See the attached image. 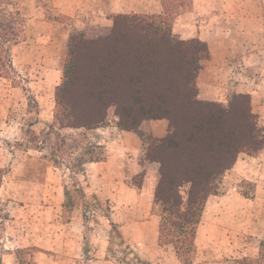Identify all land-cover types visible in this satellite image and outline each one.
Returning <instances> with one entry per match:
<instances>
[{
  "label": "rangeland",
  "instance_id": "obj_1",
  "mask_svg": "<svg viewBox=\"0 0 264 264\" xmlns=\"http://www.w3.org/2000/svg\"><path fill=\"white\" fill-rule=\"evenodd\" d=\"M2 8L8 12L18 11L25 20V28L18 43L12 45L11 68H0V250L3 239L15 236L18 244L7 250L14 264H152L140 260L133 246L124 241L112 220L110 202L90 196L86 180L80 177L84 163L90 159H105L101 134L97 130L116 127L118 118L114 108L107 110L105 122L98 129L63 127L55 118L54 92L62 81V63L69 38L83 33L86 40L103 39L110 29L107 31L105 24L99 26L92 12L89 15L79 12L73 17L59 14L49 0H1ZM206 62L205 59L200 61L195 73L197 99L228 107L232 94L237 92L231 93L228 87L221 91L217 84L215 91H210L214 83L208 81L206 72L200 74L204 70L201 65ZM245 75L256 83L250 85L253 89L251 111L258 135L264 139V58L258 67L248 66ZM241 78L238 77L239 81ZM207 81L210 82L208 87ZM201 90L220 92L216 100H203L199 98ZM139 127L134 132L144 155L151 142L159 139L145 131L152 128L163 133L162 137L168 133L165 119L144 120ZM261 153L263 151L256 156ZM239 158L250 156L241 153L235 162ZM145 160L147 163L140 161L143 173L126 182L139 186L148 175L153 183L156 179L155 189L159 164L146 157ZM232 168L221 176L211 196L231 190L248 204L255 202L257 196L264 202V196L257 195L258 184L253 176L251 179L226 178ZM93 185L99 184H91L92 189ZM187 190L186 186L180 190L184 202ZM157 207L152 206V213L159 216ZM17 249H23L18 256ZM207 251L211 250L205 246L197 248L194 244L180 263L206 264ZM208 261L235 264L237 260Z\"/></svg>",
  "mask_w": 264,
  "mask_h": 264
},
{
  "label": "trees",
  "instance_id": "obj_2",
  "mask_svg": "<svg viewBox=\"0 0 264 264\" xmlns=\"http://www.w3.org/2000/svg\"><path fill=\"white\" fill-rule=\"evenodd\" d=\"M189 1L161 0L160 15L114 14L103 39L86 40L83 33L69 38L54 92L55 118L67 128H101L111 107L121 131H135L144 120H167L168 133L151 142L145 157L159 164L152 201L160 212L158 241L172 245L180 262L193 249L204 205L221 176L239 154L255 157L264 151L249 94H232L228 107L197 99L195 73L208 59L207 47L171 31ZM24 27L18 11L0 9L1 69L11 68L9 47L18 43ZM235 264H264V241L257 257Z\"/></svg>",
  "mask_w": 264,
  "mask_h": 264
},
{
  "label": "crops",
  "instance_id": "obj_3",
  "mask_svg": "<svg viewBox=\"0 0 264 264\" xmlns=\"http://www.w3.org/2000/svg\"><path fill=\"white\" fill-rule=\"evenodd\" d=\"M49 2L55 11L67 16L73 17L79 12L85 15L95 13L96 22L99 26L107 25V31L114 14L160 15L163 12L161 0ZM189 2V9L174 18L171 31L180 40L196 39L206 45L209 56L206 64L201 65L204 70L200 74L206 72L208 81L214 83L210 91H215L214 85L217 84L221 91L228 87L231 93L235 91L253 95L250 85L255 82L248 79L245 72L250 65L258 67L264 58V0ZM238 77H242L240 81ZM208 81L207 87L210 85ZM219 92L201 90L199 98L216 100ZM139 130H142L141 127ZM97 132L101 134L105 159L84 163L80 173L82 180L87 182L85 186L90 196L110 202L113 222L118 225L124 241L133 246L140 260H148L152 264H181L172 246H159L157 243L159 217L152 213L156 179L153 183L145 175L139 186L126 182V179L141 172L140 161L147 163L137 134L134 131H121L117 127L101 128ZM145 132L158 138L163 135L152 128ZM252 176L258 184L257 195L263 197L264 151L255 157L239 158L230 173L226 174V178L251 179ZM88 182L99 185H93L92 189L91 184L87 185ZM243 200L231 190L208 197L195 233L197 248L205 246L211 250L207 251L206 264H210L208 260L221 261L226 258L234 261L257 256L258 244L264 241V202L259 201L258 196L256 200L260 203L255 200L248 204ZM16 239L13 236L2 240L1 264H14L10 262L7 250L18 244Z\"/></svg>",
  "mask_w": 264,
  "mask_h": 264
}]
</instances>
